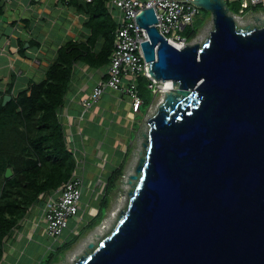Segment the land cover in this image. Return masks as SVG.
Here are the masks:
<instances>
[{"label": "water", "instance_id": "95a60500", "mask_svg": "<svg viewBox=\"0 0 264 264\" xmlns=\"http://www.w3.org/2000/svg\"><path fill=\"white\" fill-rule=\"evenodd\" d=\"M192 3L213 17L202 45L169 43L153 8L136 17L149 73L173 87L148 120L128 209L76 264H264V19L242 27L226 0Z\"/></svg>", "mask_w": 264, "mask_h": 264}, {"label": "trees", "instance_id": "16d2710c", "mask_svg": "<svg viewBox=\"0 0 264 264\" xmlns=\"http://www.w3.org/2000/svg\"><path fill=\"white\" fill-rule=\"evenodd\" d=\"M108 2L109 0H90L86 5L77 6L95 22L97 37L104 39L101 50L94 52L91 45L84 47L76 42L63 45L46 69L42 80L29 82L16 96H12L10 90L5 92V95L11 96L5 105L0 99V262L6 245L12 242L13 230L27 218L29 211L40 198L57 191L70 178L74 169L75 161L67 148L59 112L70 88L74 64L82 62L96 69L108 64L110 60L117 21L108 11ZM230 7L237 10L239 3H232ZM254 9L261 8L256 6ZM201 10L204 16L210 15L209 12ZM2 13L3 0H0V17ZM200 17H203L202 14ZM203 22L204 20H199L196 25L194 23L191 27H185L182 36L188 41L192 40ZM137 80L146 82L143 76H139ZM137 86L138 94L143 99L141 108L145 111L151 104L153 93L147 88V83H138ZM144 88L146 93L151 94L150 97L141 96ZM129 152L122 154L119 167L112 169L107 175L105 193L97 199V212L77 234L47 253L38 264L56 262L70 245L101 222L110 202V191L122 176L123 161ZM7 169L12 172L9 178L5 177Z\"/></svg>", "mask_w": 264, "mask_h": 264}, {"label": "crops", "instance_id": "0c3cea01", "mask_svg": "<svg viewBox=\"0 0 264 264\" xmlns=\"http://www.w3.org/2000/svg\"><path fill=\"white\" fill-rule=\"evenodd\" d=\"M87 1L3 0V13L0 17L1 100L8 90L12 96H16L28 86L29 82L42 80L61 46L76 42L83 44L84 47L91 45V50L94 52L101 50L104 39L97 37L95 22L88 13L77 8L78 5H86ZM258 12H261V9L256 10L254 7L245 9L244 14H248V18L242 21L247 22L248 19L256 21L257 17L263 19V13ZM107 66L108 64L95 69L82 62H76L65 103L59 112L64 130L72 134V145L78 150L84 149L87 152L89 163H98L97 150L103 155L106 153L105 158L108 159L110 157L108 149L115 147V143L121 146L118 141L122 137L120 122L130 115L127 112L128 106H124V101L119 102L121 94L118 92L109 91L103 96L106 101L110 99L112 102L108 107L100 105L90 112H84L79 103L82 97L90 93L97 81L106 77ZM121 97L124 100L126 96ZM104 103L103 98L102 104ZM120 154L122 156V152ZM121 160L119 157L117 164H120ZM92 202H94L92 206L96 208L98 201ZM43 203L44 198H40L29 211L27 218L20 222L15 230L19 235L10 242L11 250L4 253L2 262L9 261L6 264H11L19 258L22 249L26 246L29 248L33 245L35 252L42 251L45 245L37 240L48 238L43 232L42 223L36 226L35 222L41 215L40 207ZM82 210L81 206L82 220L79 229L97 212L95 209L94 214L89 215L87 209L84 212ZM70 224L76 226L74 221ZM17 239L20 241L18 242ZM31 256L26 251V254L24 253L20 260H15L13 264L17 261L18 264H25L30 261Z\"/></svg>", "mask_w": 264, "mask_h": 264}, {"label": "built area", "instance_id": "2783aa9c", "mask_svg": "<svg viewBox=\"0 0 264 264\" xmlns=\"http://www.w3.org/2000/svg\"><path fill=\"white\" fill-rule=\"evenodd\" d=\"M235 1L240 4L238 8L240 14H244L245 9L249 7L260 6L261 10H264V0ZM107 6L109 13L117 21V28L106 77L97 81L90 93L82 97L79 103L84 112H90L95 103L100 101L107 92L113 91L120 93L121 96L127 95L130 99L127 112L132 115L138 114L143 105V99L137 91L139 76L145 77L147 88L155 96L170 91L172 87L166 90V84L170 81L157 80L149 73V65L144 59L141 47V43L147 40L148 36L146 29L136 24L137 15L142 9L153 8L159 22L155 26L160 27L161 35L174 46L181 45L180 48L177 47L181 49L184 45H188V40L182 36V31L185 27H191L201 16L200 7L194 5L192 0H109ZM230 14L238 24L241 22L240 15L231 12ZM121 96L119 97L120 103L123 101ZM151 104L145 115L150 112ZM65 141L75 161L74 169L70 178L57 191L47 197H41L45 200L44 207L39 221L35 222L36 226L42 223L45 236L51 240V244L44 246L49 251H54L67 242L70 236L78 233L79 223L82 220L80 211L84 190L86 189L91 196L96 195L95 198L100 199L107 187V177L103 174L108 164H104L105 162L101 164L104 158L100 151L97 150L98 163L90 164L93 167L101 165L102 170L100 168L94 176L95 179L94 177L87 178L91 176V171L87 168L89 164L87 152L84 149L78 150L72 145L70 132L65 131ZM85 180H88L87 184ZM71 221L76 222V226H71ZM15 230L11 234V239L19 235ZM14 264H18V261Z\"/></svg>", "mask_w": 264, "mask_h": 264}, {"label": "rangeland", "instance_id": "374dc122", "mask_svg": "<svg viewBox=\"0 0 264 264\" xmlns=\"http://www.w3.org/2000/svg\"><path fill=\"white\" fill-rule=\"evenodd\" d=\"M232 3H237V1L229 0L227 2V6H228L229 11L231 13L240 15L242 17V19L248 18V14H240L238 12V9L237 10L231 9L230 5H232ZM201 9L202 8H200V11H201V14L203 17L202 18L199 17L198 19H196L195 25L198 23L199 20H201V21L204 20V22H203L204 24L198 29L195 37L192 40L188 41V45H192L195 43L202 45L209 38V34L213 30V20H212L213 17H212V15L211 14L208 15V17L204 16L203 11ZM258 13H264V10H261V12H258ZM204 17H206V18L204 19ZM246 21L247 22H244V20L242 22H239V21L238 22H239V25L242 27L246 26L248 24L250 26H255V25H258L261 23L260 21H255L252 19H248ZM138 83H140L142 85L146 84L145 81L138 82V80H137V85H138ZM137 89L139 91L138 87H137ZM145 90L146 89L144 88L141 91V96L144 98L150 97L151 94L146 93ZM125 96L126 97H124L123 101H124V106H127L130 99L127 97V95H125ZM103 98H104V102H105L104 104H102ZM162 98H163V94H159L156 96L154 94H152L151 95V99H152L151 103L152 104L150 106L151 110H150V112H148L147 115H145L144 109H141L140 114L139 113L134 114V115L130 114L129 116H127L126 118L121 120L120 123L122 125V128L120 129V132L122 134V137H120L118 139L121 146H119L118 143H115V147H112L111 149L109 148L108 154H110V157L108 159L105 158V155H106L105 152H103V153H105L104 155L101 153V155L104 158V161H102L101 164L104 162H105L104 164H108L107 168L105 170V174H103L104 177H107V175L112 171V169L119 167V164H117V160H119V157L122 159L120 152H122V154H124L127 151H130L129 154L127 155L126 159L123 161L124 165L122 168V176L116 181L114 187L110 191V196H109L110 202H109L108 208L106 210L105 216L103 217V219L101 220V222L98 225H96L94 228L88 230L75 243L70 245V247L64 252V255L62 254L63 255L62 257L59 256L58 260L52 264H76V262L78 261V259L81 256H87L90 253V251L92 250V249L88 248V244L91 242L95 245V247L98 246L100 244V242L106 236H108V234H110L114 230V228L118 224V221L120 220L121 214H123L128 209L129 204H130V197H131L130 192L135 191L137 183H138V178L135 180H132L131 182H129L128 180H129V177L131 175L137 174L136 173V167H137L140 159L145 158V156H146L147 150H146V147L144 146V144H147V138L144 135H148V129H149L148 120L151 116H153L154 112L156 111V107L159 104V102L162 100ZM110 102H111L110 99H108L106 101L105 97H102L100 101L95 103V105L93 106L92 109H94L100 105L108 107L112 103V102L111 103ZM107 138H109V137H107ZM102 167L103 166H101V165L93 167L89 163L87 165V168L91 171V176H88L87 178H90V177L93 178L100 171V168L102 170ZM137 176H140V175L137 174ZM95 178L96 177H94V179ZM85 181L87 184L88 180H85ZM84 192L86 194L83 193L85 196L83 195L82 199H81V206L83 207L82 211L84 212L87 209V213L89 215H93L95 212L94 210L96 208H94L92 206L94 203L92 201L97 200V198H95L96 195L91 196L87 192L86 189L84 190ZM44 202H45V200H44ZM43 207H44V203L40 207V214L42 213ZM39 219H40V217H39ZM39 219L37 221H39ZM21 236H22V234L20 233V240H21ZM20 240L17 239L18 242ZM40 240L41 241H39V240H37V241L40 242L42 245L51 244V242H50L51 240L49 238L48 239L42 238ZM10 247L11 246L9 244L6 245V251L7 252L9 250H11ZM21 247H22V244H21ZM26 251H27V253L31 254L32 256L30 257V261H28L25 264H28V263L38 264V262H39L38 260L41 257H44L47 253L48 254L50 253V251L47 250L45 247L42 248V251L35 252L33 250V245L29 248H28V246H26L25 249L24 248L22 249V253L20 254L19 258L15 259V260L19 261L20 258L24 255V253L26 254ZM37 257H38V259H36ZM7 262H9V261H4V262L1 261L0 264H6ZM13 262L11 264H13Z\"/></svg>", "mask_w": 264, "mask_h": 264}, {"label": "bare ground", "instance_id": "6f19581e", "mask_svg": "<svg viewBox=\"0 0 264 264\" xmlns=\"http://www.w3.org/2000/svg\"><path fill=\"white\" fill-rule=\"evenodd\" d=\"M175 46L178 47V48H180L181 45L176 44ZM171 87H173L172 84H171L170 82H167L166 87H165L166 90H167V89H170ZM164 91H165V90H164Z\"/></svg>", "mask_w": 264, "mask_h": 264}, {"label": "clouds", "instance_id": "9594fccd", "mask_svg": "<svg viewBox=\"0 0 264 264\" xmlns=\"http://www.w3.org/2000/svg\"><path fill=\"white\" fill-rule=\"evenodd\" d=\"M114 167H115V166H114ZM70 237H71V236H70ZM70 237H69V238H70ZM50 252H51V251H50Z\"/></svg>", "mask_w": 264, "mask_h": 264}]
</instances>
